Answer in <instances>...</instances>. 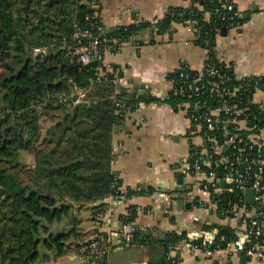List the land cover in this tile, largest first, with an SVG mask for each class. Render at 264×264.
Masks as SVG:
<instances>
[{"label": "trees", "instance_id": "trees-1", "mask_svg": "<svg viewBox=\"0 0 264 264\" xmlns=\"http://www.w3.org/2000/svg\"><path fill=\"white\" fill-rule=\"evenodd\" d=\"M189 1V6L168 7L155 23L119 26L99 38L109 40L108 44L116 39L117 45L146 29L156 28L157 35L172 34L174 25L190 21L193 43L206 50L219 71L234 77L215 51L216 37L229 29L222 13L230 0ZM101 9L100 0H0V264H46L68 252L70 242L80 234L75 211L120 194L121 181L112 172L113 130L140 104L161 101L148 89L138 94L117 87L121 80L107 73L105 58L101 65L79 61L72 40L74 26L99 34ZM35 49L41 51L35 53ZM101 71L104 77L96 80ZM189 73L191 77L198 74ZM167 79L176 86L178 70L168 73ZM263 84L264 75L240 81L231 78L226 83L240 88L228 104L242 108L247 125L255 129L264 128V110L252 103L254 92ZM184 100L188 98L173 92L166 98L175 110ZM46 113L53 121L42 129ZM20 150L32 151L29 179L19 169ZM215 171L220 176V170ZM212 195L217 216L221 211L230 216L233 206L240 205V196L234 192ZM134 220L133 210L124 221ZM197 224L202 232L215 229V241L235 238L236 229L228 226ZM64 225L71 228L59 229ZM182 239L205 249L201 238L167 232L156 240L157 252L152 246L147 264H169V244ZM255 241L264 245V235ZM131 243L150 245L151 237L137 230ZM89 260L88 264H107L106 255Z\"/></svg>", "mask_w": 264, "mask_h": 264}, {"label": "crops", "instance_id": "crops-1", "mask_svg": "<svg viewBox=\"0 0 264 264\" xmlns=\"http://www.w3.org/2000/svg\"><path fill=\"white\" fill-rule=\"evenodd\" d=\"M243 14V22L238 29H228L216 37L217 59L230 65L236 76L264 75V0H230ZM101 20L107 30L142 22L155 23L170 6H189V0H100ZM208 18V15H206ZM172 34L157 35V29L144 30L127 42L117 45L116 51L106 50L104 60L109 67L121 71L117 87L127 92L141 93L148 89L151 95L161 99L158 102L140 104L127 114L124 122L112 132V147L115 155L112 172L121 181L120 191H135L125 205L114 207L108 221H98L91 213L89 221L78 216L76 232L78 238L70 242L68 252L46 264H84L82 256L74 246L89 240L95 232L112 231L135 211L134 223L145 227L151 237L150 245L131 243L115 246L106 254L107 264H147L152 246L157 252L160 240L167 232L182 231L190 239L200 238L203 233L199 223L228 226L229 219L219 218L215 212L204 213L186 207L185 193L191 188L192 178L182 174L181 161L189 155L190 142L195 137H187V120L181 110H175L166 98L173 92L174 83L167 74L177 71L180 65L190 70L201 71L207 52L193 43L192 34L183 25H174ZM153 41V42H152ZM253 102L264 108V91L256 90ZM264 110V109H263ZM198 138V137H197ZM182 175L181 184L177 174ZM197 196H202L196 191ZM167 194L170 198L171 216H165L156 208L157 197ZM93 204H89L91 207ZM264 212V195L260 201ZM259 207V208H260ZM89 208V207H88ZM77 211H75L76 213ZM79 212V210H78ZM90 212V210H89ZM190 214H196L200 221L194 222ZM64 231L71 227L64 225ZM85 230H79L84 229ZM88 232V233H87ZM217 231L211 230L212 235ZM87 233V234H85ZM85 234V235H84ZM118 251L124 252L115 255ZM181 264H264L262 259H247L241 263L240 257L234 261L208 258L203 251L193 252L191 244L185 242L181 253Z\"/></svg>", "mask_w": 264, "mask_h": 264}, {"label": "built area", "instance_id": "built-area-1", "mask_svg": "<svg viewBox=\"0 0 264 264\" xmlns=\"http://www.w3.org/2000/svg\"><path fill=\"white\" fill-rule=\"evenodd\" d=\"M223 10L222 19L226 21L227 27L240 28L243 22L241 11L231 1L223 5ZM183 26L189 33L195 32L190 21H186ZM96 31L99 34L74 26L72 40L77 44L74 46V52L84 64L96 61L101 65L106 50L114 52L118 49L117 45H121L120 43L115 45L116 39L112 40L113 44H108L109 40L99 38L100 34L109 32L102 22L98 23ZM40 51L34 50L35 53ZM224 65L226 68L230 67L229 64ZM107 71L113 75L114 80L119 79L121 75L119 69L109 67ZM189 71L186 65H180L178 68L180 81L173 87L174 95L188 98L178 104L187 120V137L199 139L196 143L191 142L188 157L179 165L182 174L193 180L191 188L185 193L187 202L192 206V210L208 213L216 211V202L212 201V194L234 192L240 196V205L233 206L230 216L225 215L226 211H221L218 216L230 220L228 227L236 229L235 238L229 242L223 241L222 238L215 241L216 233L212 235L211 231L203 232L200 237L202 244L205 245L203 254L214 261L225 259L231 262L242 255L247 259H262L264 245L255 239L264 235V212L259 209L264 195V128L249 127L243 116L244 110L228 104V99L234 98L240 88L226 85L231 78L240 81L253 76L227 75L217 69L208 55L205 57L203 69L197 72L195 77H191ZM104 75V71H101L96 80ZM257 90L264 91V84L262 89ZM189 99L194 100L193 104ZM255 105L259 110L264 109L261 105ZM222 114L225 117H222ZM254 119L257 120V117L254 116ZM215 130L219 132L216 133ZM215 169L220 170V176H217ZM246 189L253 190V205L244 202ZM196 191L202 196L198 197ZM130 197L133 195L127 196L126 192L120 191L119 195L108 196L92 205L90 212L98 221L106 223L111 210L116 206L125 205ZM169 201L167 194H160L157 197L156 208L167 217L173 214ZM190 217L194 222L200 221L196 214H190ZM137 230L146 232L145 227H138L133 221H123L116 230L95 232L89 240L79 245L77 251L84 257L86 261L84 264H88L91 262L89 259L106 255L115 243L130 244ZM176 234L181 236L183 232L177 231ZM185 242V239H182L178 243L169 244L167 255L169 264H181L180 253L185 247ZM191 248L193 252L200 251L198 245H191Z\"/></svg>", "mask_w": 264, "mask_h": 264}, {"label": "rangeland", "instance_id": "rangeland-1", "mask_svg": "<svg viewBox=\"0 0 264 264\" xmlns=\"http://www.w3.org/2000/svg\"><path fill=\"white\" fill-rule=\"evenodd\" d=\"M52 113H55V112H52ZM58 113V112H56ZM52 118L50 115H47L46 113V116L43 117L42 119V122H41V127L42 129H45L46 127H48L51 123H52ZM196 140H198L197 137H195ZM32 151H23V150H20L19 151V154H18V160H19V169L22 173V175L29 179V176H30V169H31V165H32ZM89 206H84L82 208L79 209V212L77 210V212L75 213L74 217H80V219L82 218L84 220V223L86 224L88 221H89V215H91V212H89L90 208H88ZM56 230V229H54ZM79 230H85L84 229H79ZM88 233V232H87ZM85 233V234H87ZM84 234V235H85ZM85 238H83L81 240L82 243L86 242L84 241ZM124 252H121V251H118L115 255H118L116 257H119L120 254H123ZM81 259H83V262L82 263H85V259L84 257H82Z\"/></svg>", "mask_w": 264, "mask_h": 264}, {"label": "water", "instance_id": "water-1", "mask_svg": "<svg viewBox=\"0 0 264 264\" xmlns=\"http://www.w3.org/2000/svg\"><path fill=\"white\" fill-rule=\"evenodd\" d=\"M225 33V30L222 32V34ZM181 178H182V175L180 173L177 174V182L179 184H181ZM244 202L247 204V205H253L254 204V201H253V190L252 189H246L244 191ZM186 207H189V202L186 203ZM260 210L262 209L261 207L259 208ZM263 210V209H262ZM246 257L244 255L240 256V262L241 263H244L246 262Z\"/></svg>", "mask_w": 264, "mask_h": 264}]
</instances>
